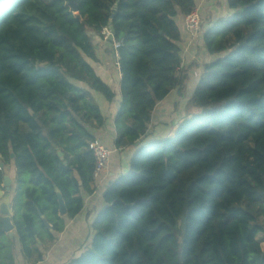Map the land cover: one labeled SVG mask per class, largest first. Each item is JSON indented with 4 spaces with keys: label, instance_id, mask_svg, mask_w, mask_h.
Here are the masks:
<instances>
[{
    "label": "trees",
    "instance_id": "trees-1",
    "mask_svg": "<svg viewBox=\"0 0 264 264\" xmlns=\"http://www.w3.org/2000/svg\"><path fill=\"white\" fill-rule=\"evenodd\" d=\"M74 2L77 12L69 0H0V165L16 168L23 257L42 262L39 242L52 244L93 193L92 131L105 118L90 91L115 98L94 68L110 31L106 42L121 43L115 147L138 149L103 194L91 245L66 264H264V0H226L229 16L201 24L212 59L189 95L178 20L198 0ZM173 91L187 99L184 121L146 141ZM16 244L0 217V264H16Z\"/></svg>",
    "mask_w": 264,
    "mask_h": 264
},
{
    "label": "crops",
    "instance_id": "crops-1",
    "mask_svg": "<svg viewBox=\"0 0 264 264\" xmlns=\"http://www.w3.org/2000/svg\"><path fill=\"white\" fill-rule=\"evenodd\" d=\"M198 9L205 31L218 18L231 14L226 0H198ZM178 25L182 38L180 43L182 65L183 67L192 66L188 72L190 80L187 84V95H189L197 86L202 74L203 64L209 62L212 58L208 55L203 41L204 32H201L197 37H193L184 17L178 20ZM97 43L98 62L94 64V68L99 77L111 87L115 93V98L112 102H108L101 94L90 91L91 97L98 104L105 118L104 127L96 131L94 130L92 133L96 136L97 141L107 146L113 153L104 180L97 187L91 185L93 193L84 196L85 204L83 211L72 220L66 219L64 232L60 234L55 233V241L52 244L43 245L39 242V248L44 254V260L37 264H66L70 259L89 248L94 236L92 224L103 208V194L112 182L118 180L128 172L130 161L138 149V147L127 149H117L115 147L117 137L115 119L122 103L120 89L122 74L120 72L117 52L112 48V43H107L106 40H99ZM186 101L187 99L182 97L178 91H173L163 102L159 103L153 113L149 137L146 141L157 142L174 137L179 125L186 117L182 112ZM5 173L13 181L11 191L13 223L14 183L16 178L14 164L5 168ZM6 235L9 236L7 233ZM10 238L15 239L17 242L15 249L16 264H29L21 253L15 229L13 237ZM261 247L264 251V243H262Z\"/></svg>",
    "mask_w": 264,
    "mask_h": 264
},
{
    "label": "built area",
    "instance_id": "built-area-1",
    "mask_svg": "<svg viewBox=\"0 0 264 264\" xmlns=\"http://www.w3.org/2000/svg\"><path fill=\"white\" fill-rule=\"evenodd\" d=\"M186 24L190 31L194 33L195 35L199 34L200 32V15H199V9H196L194 12H192L190 15L186 17ZM112 37V33L110 31H107L105 33V40ZM121 47V43L115 41L114 42V49L117 52L118 56V49ZM90 149L93 152L94 158H95V170L93 172V182L92 185L97 187L105 178L110 159L112 156V151L99 141H96L90 145Z\"/></svg>",
    "mask_w": 264,
    "mask_h": 264
},
{
    "label": "water",
    "instance_id": "water-1",
    "mask_svg": "<svg viewBox=\"0 0 264 264\" xmlns=\"http://www.w3.org/2000/svg\"><path fill=\"white\" fill-rule=\"evenodd\" d=\"M71 6L73 7V11L77 12L78 7L75 4L74 0H69ZM115 13L112 17H114ZM60 156H62V153H59ZM12 158H14V155H12ZM1 168H5L4 164L0 165ZM12 183L13 181L8 175H5L3 180V185L0 187V216L2 218L4 231L5 233L9 234L10 237H13V231L15 229L14 224L12 223V201H11V191H12ZM4 189V190H3ZM58 195V201H59V214L60 216H66L67 215V207L65 204V200L62 196V193L57 190ZM46 226L50 228V224L47 222L46 219H43Z\"/></svg>",
    "mask_w": 264,
    "mask_h": 264
},
{
    "label": "rangeland",
    "instance_id": "rangeland-1",
    "mask_svg": "<svg viewBox=\"0 0 264 264\" xmlns=\"http://www.w3.org/2000/svg\"><path fill=\"white\" fill-rule=\"evenodd\" d=\"M199 15H200V12H199ZM200 21H202V18H201V15H200ZM202 24V23H201ZM200 28H201V25H200ZM190 30V29H189ZM193 36L194 37H197L198 36V34L197 35H195L194 33H193ZM13 165V163H11V165L10 166H12Z\"/></svg>",
    "mask_w": 264,
    "mask_h": 264
}]
</instances>
